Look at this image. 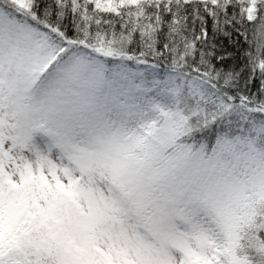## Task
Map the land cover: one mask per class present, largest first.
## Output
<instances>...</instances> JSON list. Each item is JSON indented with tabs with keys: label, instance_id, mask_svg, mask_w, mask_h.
I'll use <instances>...</instances> for the list:
<instances>
[{
	"label": "snow or ice",
	"instance_id": "snow-or-ice-1",
	"mask_svg": "<svg viewBox=\"0 0 264 264\" xmlns=\"http://www.w3.org/2000/svg\"><path fill=\"white\" fill-rule=\"evenodd\" d=\"M0 264H264V0H0Z\"/></svg>",
	"mask_w": 264,
	"mask_h": 264
}]
</instances>
